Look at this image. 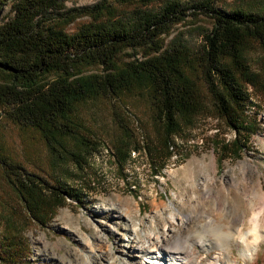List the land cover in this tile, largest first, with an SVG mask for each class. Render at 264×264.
<instances>
[{
  "label": "rangeland",
  "instance_id": "1",
  "mask_svg": "<svg viewBox=\"0 0 264 264\" xmlns=\"http://www.w3.org/2000/svg\"><path fill=\"white\" fill-rule=\"evenodd\" d=\"M100 1L65 0L62 11ZM165 1L154 0L148 7L158 8ZM136 5L106 0L97 15L58 16L53 12V23L73 32L94 21L95 16L111 20ZM217 5L264 9V0H218ZM10 14L7 5L1 16ZM210 26V19L204 15L187 17L174 25L165 43L179 40L193 61L201 33ZM243 55L249 70L241 81L249 99L233 113L231 118H237L234 122L218 113L190 60L186 62V74L194 84V104L179 114L171 133L156 118L146 85H134L110 98L79 100L73 115L76 134L61 139L56 150L47 145L37 128L15 123L0 108V153L76 192L63 196L58 204L56 200L44 201L45 208L36 220L0 170V264H120L127 259L121 245L128 237L135 244L150 245L155 235L161 237L159 242L182 234L196 242L211 221L232 234L236 227L230 226L231 218L241 216L242 211L248 220L261 219L264 53L258 43L247 39ZM121 58L128 57L123 53ZM98 70V66L90 65L85 73ZM242 226L252 227V223ZM202 234L210 239L208 251L190 241V253L200 263L207 264L225 253L236 264H264L263 240L253 259L245 260L239 254L240 243L229 239L227 245L222 238L221 244H216L211 242L212 235ZM161 243L160 247L166 249ZM175 244L171 242L168 248ZM5 246L12 247L5 251ZM225 260L221 257L219 264H226Z\"/></svg>",
  "mask_w": 264,
  "mask_h": 264
},
{
  "label": "trees",
  "instance_id": "2",
  "mask_svg": "<svg viewBox=\"0 0 264 264\" xmlns=\"http://www.w3.org/2000/svg\"><path fill=\"white\" fill-rule=\"evenodd\" d=\"M64 1L0 0V108L15 123L37 128L51 149L76 134L79 100L114 97L134 85L149 88L156 118L168 133L174 131L179 114L192 108L195 89L186 74V62L192 61L188 48L175 38L165 43V36L175 24L199 15L211 26L202 31L192 63L218 113L237 120L233 113L249 99L241 81L249 70L243 46L251 39L264 53V9H226L218 0H167L158 8L148 7L154 0H110L139 5L111 20L95 16L68 32L53 23V12L97 15L106 0L63 12ZM7 5L11 14L3 17ZM90 65L99 70L86 74ZM0 170L36 220L44 201L58 204L63 196L76 195L1 153Z\"/></svg>",
  "mask_w": 264,
  "mask_h": 264
},
{
  "label": "bare ground",
  "instance_id": "3",
  "mask_svg": "<svg viewBox=\"0 0 264 264\" xmlns=\"http://www.w3.org/2000/svg\"><path fill=\"white\" fill-rule=\"evenodd\" d=\"M262 212H264V209ZM245 213V211H242L241 216L238 215L231 218L230 226L236 227L232 234L223 232L222 225H218L211 221L209 224L204 226L203 231L197 235L196 242L193 241V237L189 235L182 237V234L180 236H172L168 240L164 238L162 241L165 243V246H167L166 249L160 247L162 241H157L161 238L158 235L153 236L152 239L154 242L150 245L145 243L135 244L132 238L128 237L127 242L121 245V251L123 254L127 255V259L120 264H204L200 263L201 261L197 260L192 253H190L193 248L190 241H193V244L198 245L206 251L210 249V246H207L209 245L210 239L206 237V235L202 234V232L212 235L214 238V240L211 239L212 243L221 244L222 238H224V240L226 239L227 245H229V239H232L236 243H240V256L245 260H252L260 242L262 240L264 241V233H262V229H264V214L261 219L255 217L254 219L248 220L245 218ZM188 220L191 222L192 219ZM248 222L252 223V227L242 226V224H247ZM240 226H242V228ZM249 235L251 240H248ZM201 237L205 238H203V240L198 239ZM171 242L173 244L176 243V247L174 246L173 248H168L171 246ZM169 243L170 245H168ZM223 256L226 259V264H236V261H233L230 258V255L225 253L216 255L214 257V261L207 264H219V259Z\"/></svg>",
  "mask_w": 264,
  "mask_h": 264
}]
</instances>
